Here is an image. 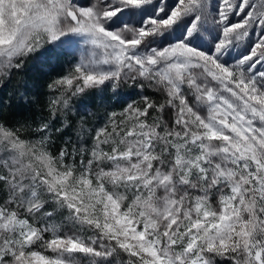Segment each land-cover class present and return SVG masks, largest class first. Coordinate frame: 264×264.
<instances>
[{"label": "snow or ice", "instance_id": "6c2138e0", "mask_svg": "<svg viewBox=\"0 0 264 264\" xmlns=\"http://www.w3.org/2000/svg\"><path fill=\"white\" fill-rule=\"evenodd\" d=\"M29 57L50 118L0 121V264H264V0H0V78Z\"/></svg>", "mask_w": 264, "mask_h": 264}, {"label": "rangeland", "instance_id": "374dc122", "mask_svg": "<svg viewBox=\"0 0 264 264\" xmlns=\"http://www.w3.org/2000/svg\"><path fill=\"white\" fill-rule=\"evenodd\" d=\"M38 55V53H37ZM68 66L63 61L61 65L57 67V72H67ZM16 77H20V80H16ZM33 79L42 81V84L36 89L39 91L38 95L35 96L33 88ZM42 79V80H41ZM49 77H37L33 67V57H29L27 63L20 70H13L10 78H0V109H3V113H8L6 118H0L9 125L17 124L18 122L28 121L31 123H38L41 119L50 118V114L47 110V102L49 97V90L47 88V83H50ZM27 83V84H26ZM18 91L25 90V98L23 95L11 94L9 88H17ZM27 91V92H26ZM5 94L12 95L9 103H6ZM87 95H91L88 93ZM40 98L39 108L34 109L32 114L29 115L23 112L16 104L20 101L22 103L26 102L27 99ZM85 97H75L70 101L71 111L68 112V118L71 121L70 129L67 130V135L75 137L76 131L81 123V118H83L85 129L94 128L97 124L102 123L105 120V109L102 106H97L95 104L91 105L90 109L86 112H77V106L84 101ZM15 106V107H12ZM1 117V116H0ZM58 123V121H57Z\"/></svg>", "mask_w": 264, "mask_h": 264}, {"label": "trees", "instance_id": "16d2710c", "mask_svg": "<svg viewBox=\"0 0 264 264\" xmlns=\"http://www.w3.org/2000/svg\"><path fill=\"white\" fill-rule=\"evenodd\" d=\"M16 80H20V77H16ZM32 81H33V85L32 86H33V88L35 90L34 92L37 93V94H35V96H37L39 91L36 90V89L42 84V81L37 80V79H33ZM18 90H19V87H17V88H9V91H10L11 94L23 95L25 98L27 97V95H25V90H21V91H18ZM150 94H152V93L150 92ZM153 95H155V94H153ZM5 96H6V103L8 104L10 99H12L13 97L10 94L9 95L5 94ZM39 101H40V98H36V99H33V100L28 98L26 102L22 103L20 101L17 102V99H16L15 102H16L17 105H15V106H18L23 112H25V113L27 112L29 115H31L32 111L34 109H38L39 108ZM15 106H12V107H15ZM7 115H8V113H3V109H0V116H1L0 118H6Z\"/></svg>", "mask_w": 264, "mask_h": 264}]
</instances>
